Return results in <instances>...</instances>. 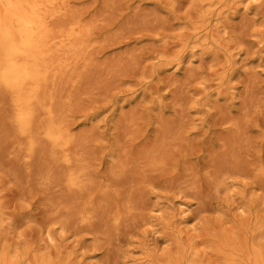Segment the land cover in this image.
<instances>
[{
  "label": "rangeland",
  "instance_id": "1",
  "mask_svg": "<svg viewBox=\"0 0 264 264\" xmlns=\"http://www.w3.org/2000/svg\"><path fill=\"white\" fill-rule=\"evenodd\" d=\"M46 17L57 41L78 33L46 92L69 144L30 152L0 90V264L254 257L264 0H52Z\"/></svg>",
  "mask_w": 264,
  "mask_h": 264
},
{
  "label": "bare ground",
  "instance_id": "2",
  "mask_svg": "<svg viewBox=\"0 0 264 264\" xmlns=\"http://www.w3.org/2000/svg\"><path fill=\"white\" fill-rule=\"evenodd\" d=\"M50 4L52 0H0V90L10 96L17 133L29 139L30 152L38 134L55 152L69 144L62 126L54 120L53 110L46 107V92L52 76L60 70L56 57L73 50L78 33L56 40L46 17ZM43 114L49 118L39 128L37 122ZM222 254L218 264H264L261 242L252 243L250 254L254 257Z\"/></svg>",
  "mask_w": 264,
  "mask_h": 264
}]
</instances>
